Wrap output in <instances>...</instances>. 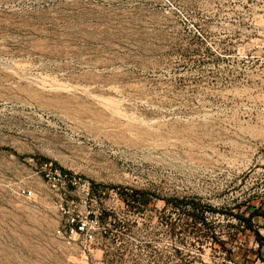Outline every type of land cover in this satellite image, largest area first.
Masks as SVG:
<instances>
[{"label":"rangeland","instance_id":"374dc122","mask_svg":"<svg viewBox=\"0 0 264 264\" xmlns=\"http://www.w3.org/2000/svg\"><path fill=\"white\" fill-rule=\"evenodd\" d=\"M257 241L264 0H0V264H254Z\"/></svg>","mask_w":264,"mask_h":264},{"label":"crops","instance_id":"0c3cea01","mask_svg":"<svg viewBox=\"0 0 264 264\" xmlns=\"http://www.w3.org/2000/svg\"><path fill=\"white\" fill-rule=\"evenodd\" d=\"M252 254L255 256L254 264L259 262L260 264H264V244H260L258 241L256 245L253 246Z\"/></svg>","mask_w":264,"mask_h":264},{"label":"built area","instance_id":"2783aa9c","mask_svg":"<svg viewBox=\"0 0 264 264\" xmlns=\"http://www.w3.org/2000/svg\"><path fill=\"white\" fill-rule=\"evenodd\" d=\"M79 229H82V226H78Z\"/></svg>","mask_w":264,"mask_h":264}]
</instances>
